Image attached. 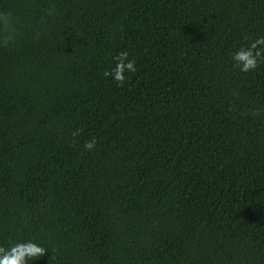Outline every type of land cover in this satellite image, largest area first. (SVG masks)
Segmentation results:
<instances>
[{"label":"trees","instance_id":"1","mask_svg":"<svg viewBox=\"0 0 264 264\" xmlns=\"http://www.w3.org/2000/svg\"><path fill=\"white\" fill-rule=\"evenodd\" d=\"M258 37L264 0H0V249L264 264Z\"/></svg>","mask_w":264,"mask_h":264},{"label":"clouds","instance_id":"2","mask_svg":"<svg viewBox=\"0 0 264 264\" xmlns=\"http://www.w3.org/2000/svg\"><path fill=\"white\" fill-rule=\"evenodd\" d=\"M257 43H264V37H258L256 42L251 46V48H255ZM251 48L248 50V54L250 58L247 60V63L243 64L240 68L241 71H248L250 68H255L258 61L257 56H259V52L252 54ZM127 53L121 52L117 57L113 59L116 61V69L114 72L122 73L125 69H133V61L127 60ZM234 60L238 59V56H233ZM105 75H109V72H106ZM114 79L121 80L123 77L120 74L113 75ZM92 143H86L85 147H92ZM44 252V249L38 246L35 243L28 242L23 244H16L11 247L10 250L0 249V264H25V257L29 258H37Z\"/></svg>","mask_w":264,"mask_h":264}]
</instances>
